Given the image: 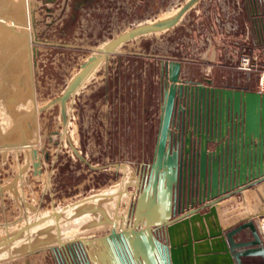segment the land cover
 <instances>
[{
	"label": "rangeland",
	"instance_id": "374dc122",
	"mask_svg": "<svg viewBox=\"0 0 264 264\" xmlns=\"http://www.w3.org/2000/svg\"><path fill=\"white\" fill-rule=\"evenodd\" d=\"M186 1L0 0V26L14 38H0V238L62 206L61 237L95 240L113 221L116 193L106 191L116 186L126 187L118 210L130 213V176L154 152L161 59H180L182 77L256 87L264 0H190L171 25L132 29ZM242 53L253 68L237 67ZM94 191L105 197L82 210L93 197L74 200ZM51 245L67 259L48 217L1 244L0 264H58Z\"/></svg>",
	"mask_w": 264,
	"mask_h": 264
},
{
	"label": "water",
	"instance_id": "95a60500",
	"mask_svg": "<svg viewBox=\"0 0 264 264\" xmlns=\"http://www.w3.org/2000/svg\"><path fill=\"white\" fill-rule=\"evenodd\" d=\"M189 2L172 17L132 29L171 25ZM160 66L164 84L153 156L143 165L130 213L118 210L121 189L113 191L112 215L120 220L102 234L107 264H264L257 223V216L264 215V91L181 77L177 58L161 59ZM178 96L186 106L172 129ZM61 212L62 206H53L26 220L1 237L0 245L53 216L60 244L81 240L84 264H102L84 235L61 237ZM250 254L260 255L262 263L243 258Z\"/></svg>",
	"mask_w": 264,
	"mask_h": 264
},
{
	"label": "flooded vegetation",
	"instance_id": "af4514ba",
	"mask_svg": "<svg viewBox=\"0 0 264 264\" xmlns=\"http://www.w3.org/2000/svg\"><path fill=\"white\" fill-rule=\"evenodd\" d=\"M23 80V74H22ZM206 77H210L211 81H207ZM192 79L193 81H199L203 85L213 84V85H233L229 82L225 81H215L213 77L211 76H201L200 78H193V77H187ZM20 77L18 78L19 81ZM20 82V81H19ZM22 84V83H21ZM243 84H236L234 86H242ZM245 85V84H244ZM186 106L185 100H183L182 97L178 96L176 98V107H175V117H174V123L172 125V129H176L175 125L178 122V114L182 107ZM63 251L67 257V259L64 257L60 250V246H57L56 251H54L57 257L58 264H84V259L87 258L86 251L84 250V246L82 245L81 240H67L64 244H61Z\"/></svg>",
	"mask_w": 264,
	"mask_h": 264
},
{
	"label": "bare ground",
	"instance_id": "6f19581e",
	"mask_svg": "<svg viewBox=\"0 0 264 264\" xmlns=\"http://www.w3.org/2000/svg\"><path fill=\"white\" fill-rule=\"evenodd\" d=\"M6 4V3H5ZM19 7V6H18ZM4 10H6V12L8 13V14H10V15H16L18 12H19V8H17V6L15 7V6H13V5H8V6H6L5 5V9ZM18 15V14H17ZM23 15V14H22ZM15 18V17H14ZM8 24V23H7ZM3 25V24H2ZM3 28H4V26H3ZM20 34V33H19ZM13 34H11V33H8V32H6L4 29H2V27L0 26V38H1V42L2 41H4L5 40V42L7 41V40H10V39H12L13 38V36H12ZM15 37V36H14ZM2 38H3V40H2ZM14 39V38H13ZM12 39V41H14ZM16 39V38H15ZM11 41V42H12ZM3 43V42H2ZM14 43V42H13ZM105 49H106V46H105ZM23 69V68H22ZM24 75L25 74H23V77H24ZM22 79V77L20 76V79H19V84H23V81L24 80H21ZM35 152V151H34ZM102 195V194H101ZM119 207V206H118ZM49 217H53V216H49ZM46 218H48V217H46ZM45 218V219H46ZM42 220V219H41ZM54 220V219H53ZM118 220H120V219H114L113 218V221H112V223H114V225H115V221H118ZM40 221V220H39ZM39 221H37V222H39ZM37 222H34V223H32V224H30V225H33V224H35V223H37ZM118 223H119V221H118ZM118 223H116V224H118ZM29 225V226H30ZM28 226V227H29ZM117 226V225H116ZM15 238V237H14ZM13 238V239H14ZM87 242H89V245H87L88 246V249L89 248H91V250L89 249V251L91 252H96L95 253V255L92 253V255H94L95 257H97V259L102 263V264H107L108 263V252H107V250H106V244H105V242H104V238H103V236H101L100 238H97V239H95V240H86ZM82 242V241H81ZM82 245H83V242H82ZM84 246V245H83ZM90 246V247H89ZM103 247V249H102V247ZM102 258V259H101Z\"/></svg>",
	"mask_w": 264,
	"mask_h": 264
},
{
	"label": "crops",
	"instance_id": "0c3cea01",
	"mask_svg": "<svg viewBox=\"0 0 264 264\" xmlns=\"http://www.w3.org/2000/svg\"><path fill=\"white\" fill-rule=\"evenodd\" d=\"M182 77V76H181ZM183 77H188V76H183ZM212 77V76H211ZM229 83H231V84H233V85H236V84H234V83H232V82H229ZM244 85V84H243ZM143 165H144V163L142 164V167H141V169L140 170H138L137 171V174L135 175V176H130V183L133 185V193L134 192H136V190L139 188V185H140V183H141V173H142V169H143ZM134 173H135V171H134ZM117 188H119V189H121L122 190V188H125V190H126V187L125 186H116L115 188H113V189H111V190H108V191H106V192H111V191H114V190H116ZM132 189H130V191H132ZM124 190V189H123ZM124 192V191H123ZM132 193V192H131ZM123 194H125V193H123ZM100 197H105L104 195H102V196H99L98 198H92V199H88V200H85L84 201V203L83 204H81V209L83 210L85 207V205L86 206H88L89 208H90V206H95L96 205V203L94 202V201H97L98 200V202H99V199H100ZM93 200V201H92ZM85 209H88V208H85ZM64 212V211H63ZM63 212H61V215L63 216L64 214H63ZM53 218V217H52ZM259 218L260 217H258L257 216V223L259 222ZM54 221V220H53ZM76 221V220H75ZM119 221V220H118ZM118 221H115V226L117 225L116 223H118ZM100 223H101V220H100ZM111 225H112V223H111ZM110 226V225H109ZM109 229V228H108ZM59 231H60V229H59ZM102 236V234L101 235H99V236H96L95 238H100ZM86 237V236H85ZM89 239V238H88ZM87 240V239H86ZM89 244V243H88ZM90 247V246H89ZM102 247V246H101ZM103 248V247H102ZM91 249V248H90ZM92 252V251H91ZM93 254H95L94 252H92ZM243 258L244 259H247V260H250V261H253V262H256V263H259V262H261L262 263V259H261V257L259 256V255H257V254H250V255H244L243 256Z\"/></svg>",
	"mask_w": 264,
	"mask_h": 264
},
{
	"label": "built area",
	"instance_id": "2783aa9c",
	"mask_svg": "<svg viewBox=\"0 0 264 264\" xmlns=\"http://www.w3.org/2000/svg\"><path fill=\"white\" fill-rule=\"evenodd\" d=\"M253 66L254 64L250 58V55L247 53H242L239 57L237 67L243 69H251L253 68ZM255 88L260 91H264V67L260 68L259 71L257 72ZM258 229L264 241V215L260 216L259 218Z\"/></svg>",
	"mask_w": 264,
	"mask_h": 264
}]
</instances>
